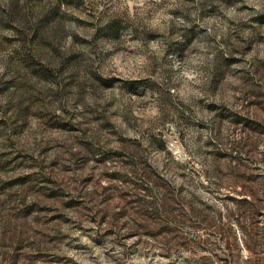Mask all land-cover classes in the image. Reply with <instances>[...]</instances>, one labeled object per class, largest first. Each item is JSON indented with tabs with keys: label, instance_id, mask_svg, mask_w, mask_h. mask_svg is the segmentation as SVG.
Here are the masks:
<instances>
[{
	"label": "rangeland",
	"instance_id": "obj_1",
	"mask_svg": "<svg viewBox=\"0 0 264 264\" xmlns=\"http://www.w3.org/2000/svg\"><path fill=\"white\" fill-rule=\"evenodd\" d=\"M0 264H264V0H0Z\"/></svg>",
	"mask_w": 264,
	"mask_h": 264
},
{
	"label": "trees",
	"instance_id": "obj_2",
	"mask_svg": "<svg viewBox=\"0 0 264 264\" xmlns=\"http://www.w3.org/2000/svg\"><path fill=\"white\" fill-rule=\"evenodd\" d=\"M149 169V170H148ZM144 173L147 175H150V176H154L158 179V181H161V178L160 177H157L158 175L148 166H146V168H144Z\"/></svg>",
	"mask_w": 264,
	"mask_h": 264
}]
</instances>
